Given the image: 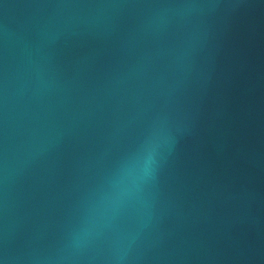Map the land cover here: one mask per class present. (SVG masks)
Here are the masks:
<instances>
[{
    "label": "water",
    "instance_id": "obj_1",
    "mask_svg": "<svg viewBox=\"0 0 264 264\" xmlns=\"http://www.w3.org/2000/svg\"><path fill=\"white\" fill-rule=\"evenodd\" d=\"M0 264H264V0H0Z\"/></svg>",
    "mask_w": 264,
    "mask_h": 264
}]
</instances>
